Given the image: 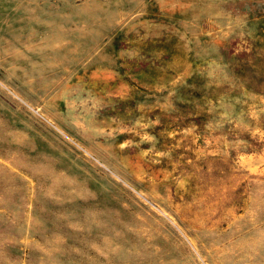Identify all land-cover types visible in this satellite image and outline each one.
<instances>
[{"label":"rangeland","instance_id":"rangeland-1","mask_svg":"<svg viewBox=\"0 0 264 264\" xmlns=\"http://www.w3.org/2000/svg\"><path fill=\"white\" fill-rule=\"evenodd\" d=\"M0 264H264V0H0Z\"/></svg>","mask_w":264,"mask_h":264}]
</instances>
